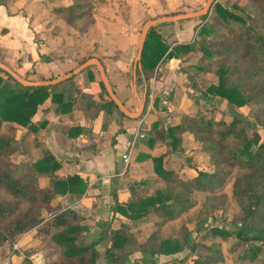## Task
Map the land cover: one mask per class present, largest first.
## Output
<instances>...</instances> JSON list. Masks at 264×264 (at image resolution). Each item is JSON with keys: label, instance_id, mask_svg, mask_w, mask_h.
<instances>
[{"label": "trees", "instance_id": "trees-1", "mask_svg": "<svg viewBox=\"0 0 264 264\" xmlns=\"http://www.w3.org/2000/svg\"><path fill=\"white\" fill-rule=\"evenodd\" d=\"M8 1L0 0V3L7 5ZM93 8V0H73L67 6L54 7L53 11L69 30L76 31L94 20ZM235 9L248 12L253 23L246 22ZM201 18L208 19L198 27L196 39L179 42L171 47L162 39L156 26L151 27L143 44L141 70L136 71V83L144 81L148 84V78L163 56L181 57L196 51V64L185 66L187 73L191 72L192 67L209 69L215 66L217 81L209 83L206 91L225 99L228 106L246 108V114L252 120H244L240 116L227 120L198 112L192 117H184L182 122L168 125L166 135L170 137L172 146L181 143L184 133H191L199 141L202 150L208 153L210 167L195 168V172L187 179L190 190L182 186L168 188L179 175L163 168V154L150 155L156 175L166 185L151 193L134 191V196L124 203L116 201L114 210L133 219L153 212L159 220L155 221L154 230L143 241L138 238L136 230H131L126 223L118 228L110 227L108 231L111 240L105 246L108 264H127L129 254L135 250H144L150 254H175L184 248L187 252L196 253L191 264L224 262L216 242L206 245V251L197 250L195 238L185 224L181 225L179 236H161L160 231L165 222L192 209V192L204 193L198 209L201 215L213 217L217 210L224 212L228 197L223 188L237 170L240 172L231 182L230 193L243 215L234 234L246 242L264 241V137L256 128L258 125L264 129V0H247L243 4L236 1L231 5L216 0L210 12ZM91 67L89 65L84 69L89 70ZM96 72L99 73L97 68ZM74 77L75 74L50 85L27 86L0 68V127L2 121L6 120L38 131L46 125L47 120L42 118L40 121H32V116L47 98H50L56 111L72 110L76 104ZM99 83L107 96L100 103L101 109L109 114L115 109L118 115L124 116L109 97L101 79ZM147 89L145 103L148 101ZM86 103L89 104V111L98 108L96 103L86 100L82 105ZM154 103L157 104V98ZM160 124L162 121L158 118L152 123L151 130L147 131L145 141L150 145L159 136L166 137L165 128L159 129ZM249 128H253L252 135L247 131ZM9 129L12 127L9 126ZM70 129V136H74L82 127L74 125ZM154 134H159L158 138H154ZM40 145L42 155L39 158L15 162L11 155L16 150V139L8 133L0 132V245L11 243L22 232L36 227V236H42L44 244L51 245L56 251L55 264H97V241L86 242L81 238L86 229L81 223L83 215L72 208L58 211V205L51 204L56 193H84L87 180L77 173L65 177L55 176L53 172L59 163L48 148L42 143ZM44 174L49 176V181L40 185V176ZM46 212L55 214L42 223ZM231 233L223 229L211 231L212 236H220L223 240ZM153 241H158L157 247H154ZM237 246V242L233 243L230 250H235ZM256 249L261 250V247L258 245ZM32 251H24V264H31L27 255ZM255 257L254 253L248 254L250 261L255 262ZM132 264L187 262L185 257L158 262L144 256L141 262L135 260Z\"/></svg>", "mask_w": 264, "mask_h": 264}, {"label": "crops", "instance_id": "crops-1", "mask_svg": "<svg viewBox=\"0 0 264 264\" xmlns=\"http://www.w3.org/2000/svg\"><path fill=\"white\" fill-rule=\"evenodd\" d=\"M205 1L93 0L94 20L83 25L86 27L81 26L73 31L69 30L68 26L53 11L54 7L67 6L73 0H9L7 5L0 3V57L21 76L37 80L60 76L76 67L84 58L96 56L102 61L118 97L129 109L137 110V106H131L133 100L138 105L133 86L131 90L134 97L131 99L127 95L123 72L132 69L136 50L133 53L131 42L135 36V30L137 27L140 28L147 19L145 15L149 8H152L154 12L150 17H156L172 12L195 10L202 7ZM110 12L112 16L107 18ZM194 18L197 16L161 23L156 25V30L162 34V39L170 47L179 42H189L193 35L190 36V31L185 30L195 25ZM98 27H101L100 32L97 30ZM84 28L85 30L88 28L86 34ZM74 32L81 33L84 39H89L88 42H91V49L94 52H89L84 56V52L88 50L86 48L85 51L79 53L78 47L82 46H79L82 37L72 34ZM100 42L101 45L98 46L97 43ZM187 56H163L159 60L148 78L151 91L150 102L148 100L145 103V110L143 109L139 117H129L125 114L120 116L115 109L109 114L101 109L100 103L107 96L99 83L100 76L96 72L97 67L90 65L92 67L89 70L83 69L73 78L76 86V104L72 110L56 111L50 98H47L32 116V121H40L42 118L47 120L46 125L40 127L38 131L28 129L14 121H2L0 132L8 133L16 139V150L11 155L13 161L36 160L42 155L40 147L42 143L59 163L58 168L53 172L55 176L65 177L77 173L87 180L84 193L80 195L71 192L56 193L51 204L59 203L62 208L69 207L83 215L81 223L86 226V229L82 232L81 238L86 242L97 241L96 247L100 255L97 264L103 260L104 246L110 243L103 239L104 236L102 238L105 230L107 231L110 227L118 228L122 223H126L131 230H136L138 238L143 241L144 226L149 224L151 227L147 233L148 236L155 228V221L159 220L156 214L149 212L151 221L144 224V216L133 219L114 210L116 201L124 203L134 196V191L144 193L145 174L150 175L149 177L157 176L150 155L156 156L165 152L163 168L179 175L178 179L168 188L181 179L180 174H185L182 178H187L195 172V168L204 169L192 162L186 166H179L180 170H176L175 164L179 163V160L175 155L166 153L165 138L162 135L160 137L158 134L159 139H155L151 145L145 141L147 131L151 130L152 123L156 119H161L162 124L159 125L161 126L159 129L164 127L165 136H167L168 125L178 123L184 117L194 115L196 112L194 100L197 98H192V95L190 97L193 85L187 68L184 66L189 64V61H186ZM57 58L74 60L72 65L68 63L51 67L49 63ZM108 71L117 73L113 80L110 79ZM90 72L93 75L92 78ZM145 84L144 81L136 83L140 97L144 93ZM156 98L157 104L154 103ZM84 100L96 103L98 108L89 111V104L82 105ZM167 110L170 111L167 112ZM74 125L81 126L82 130L70 136L72 132L70 127ZM9 126L12 127L11 130ZM156 134L153 135L154 138H158ZM189 136H192L194 140L192 144L186 139ZM183 140L196 149L194 158L197 161L208 155L191 133H184ZM185 145L183 143V146ZM123 153L128 154L127 159L122 157ZM169 155L171 159L167 161ZM205 169L208 168L205 167ZM48 181V175L40 176V185H45ZM183 182L187 183L186 180ZM191 202L193 209L194 202ZM50 213L55 214L48 212L44 215L42 223L52 216L49 215ZM140 233L142 236L139 237ZM37 240L41 242L37 244ZM14 243H17L18 249L12 252ZM39 245L40 247L36 248ZM51 247V245L44 244L42 236H36V227H34L19 234L11 243L6 242L0 245V264H24L23 257L26 256L24 251L31 249L33 251L27 255L31 264H51L49 262L51 257L54 259V255H57L54 249L51 253L48 251L47 248ZM178 254L179 252L175 254L155 252L147 255L144 250H135L129 254L127 262L128 264H132L135 260L141 262L144 256L152 257L158 262L170 261L175 256L180 257Z\"/></svg>", "mask_w": 264, "mask_h": 264}, {"label": "rangeland", "instance_id": "rangeland-1", "mask_svg": "<svg viewBox=\"0 0 264 264\" xmlns=\"http://www.w3.org/2000/svg\"><path fill=\"white\" fill-rule=\"evenodd\" d=\"M219 1L222 3H226L227 5H231L232 2H236V1L239 2L240 4H243L247 0H219ZM101 9L102 8L100 7V11H101ZM235 10L238 13H240V15L245 19L246 22H252L253 23L252 19L250 18V14L248 12L241 11L239 9H235ZM152 13L154 14V12H152V8H149L148 12L145 15V18H147V19L151 18L150 16ZM111 16H112V13L110 12V13H108L107 18H110ZM147 19H145L144 22ZM207 19L208 18H206L204 20V18H201V16L194 18L195 25H192L191 27H189L185 30V31H188V30L190 31V36L193 35L190 41H192L194 38L196 39V37H197L196 33H197L198 27ZM143 23H142V25H143ZM83 27H86V26H83ZM100 29H101V27H98V29H97L98 32L101 31ZM140 29L141 28L137 27V30H135V36L132 38L131 44H132L133 53L137 49V43H138V39H139L138 35L140 34ZM83 30H84V33L86 34V32L88 31V28L86 30L84 28ZM80 31L83 32L82 30H80ZM94 31H95V29H94ZM72 34L77 35V37L83 36L81 33H77V32H74ZM88 41H89V39H84L82 37V42H81V44H79V46H81V45L82 46H81V48L78 47V50H80L79 53L82 51H85L86 48H88V50L84 52L85 53L84 56L87 55V53H89V52H94V50L91 49V46H92L91 42H88ZM97 44H98V46H100L101 42L97 43ZM103 44L104 43L102 42V45ZM195 52L191 53V54H187L188 56L186 58L187 59L186 61H189V64L184 65V66L196 64L195 62H196V57L198 54ZM0 60L2 61L3 59L0 57ZM73 60L69 61L67 59L63 60V59L57 58L54 62H50L49 65L51 67L58 66L59 64L67 65L68 63L70 65H72ZM215 68H216L215 66H213L212 68H209V69H208V67H203L202 69H197V67H192L191 72H189V74L191 75L189 77L190 81L195 82V85H193V88H192L193 91L190 92V97L192 95V98H197L194 100L195 101L194 104L196 105L195 114L198 112H201L205 116H212V117H218V118L222 117V118H225L227 120H230L234 116H240L244 120L245 119L246 120H252L251 117L246 114V111H247L246 108L228 106L225 102V99H222V98L218 97L217 95L211 94V93L206 91L207 85L209 83L217 81V76L214 72ZM111 72L108 71L110 79L113 80V78L116 76L117 73L114 74ZM123 72L125 73V81H126L125 86L127 89L126 90L127 95L129 96V98L132 99V97H134L133 91L131 90V87H132V69L130 68V69L124 70ZM4 78H6V77L4 76ZM138 86L141 87L140 85H138ZM147 88H148L147 91L149 93L148 94V100L150 102V92L151 91H150V87L148 86V84H147ZM140 95H141V93H140ZM131 106L132 107L137 106L135 100H133V104ZM169 111L170 110H167V112H169ZM194 115H191L189 117H192ZM185 120L189 121L188 118H186ZM182 121H183V119H182ZM144 126H145V124H144ZM256 128L260 131L261 136L264 137V129L258 125ZM247 131H248L249 135L253 134V128H249ZM144 133H145V128H144ZM186 139L189 140L191 144H192V141H194L192 139V136H189ZM183 143H185L186 145L183 146ZM175 145L176 146H174V147L172 146L170 137L167 135L165 137L164 147H165L167 154L169 152L171 155L172 154L175 155L177 157V159L179 160V163L175 164L176 170H180L179 166H183V165L186 166V164H189L192 162L194 164H198L201 168H204V169H205V167L206 168L210 167L209 156L206 155L204 158H201V160L197 161V159L194 158V153L196 152L195 151L196 149L194 147H191V145H188L187 141L184 142V140H183V141H181V143L179 145H178V143ZM198 146H199V144H198ZM186 148H187V152H186ZM161 154H163V158H164L165 152H163ZM17 155H16V158H17ZM171 155L168 156V158L166 159L167 161L171 159ZM238 172H240V170H237V172H234L231 179H229L227 181V183L224 185L223 191L227 194V197H228L227 202H226V209L224 212L221 213L219 210H217L214 213L213 217L201 215L198 212V209H199L201 199L204 196V193L192 192L190 194V201L194 202V208L187 211V212L182 213L178 218H176L174 220H170V221L165 222L161 228L160 235L161 236H167V235L179 236L181 233V230H182L181 225L185 224L186 227L191 231V234L193 235V237L195 238L196 244L198 245L197 250L206 251V245H208L212 242H216L219 244V249L224 256V262H219V263H215V264H256L257 262L263 263L264 262V241H263V243H261V241L246 242V241L239 239L234 234V231L241 224V217L243 215L242 212L237 208V206L235 204V200L230 193L231 182ZM145 175H144V191H145V193H151L154 189L164 187V181L162 178L160 179V177H158V176H155V177L153 176L154 177L153 178V177H149L150 175H146V176ZM182 176L185 177V174H183V173L180 174L181 179L178 182L174 183L175 185L173 184L172 187H176V186L184 187V186H186L187 188L190 189V186L186 182H183L184 180L187 181L188 177L182 178ZM55 205H58V207H59L57 210L69 208V207L62 208V205H59V203H57ZM47 213L48 212H46L44 215H47ZM147 221H151V216L149 215V213L146 216H144V224H146ZM116 223H118V222H116ZM150 229H151V227L149 224L144 226V238L147 236V233L150 231ZM212 229H223L226 231H231L232 233L228 235V238L226 240H223L220 236H212V234H211ZM103 236H104V238H103ZM140 236H142V233L139 234V237ZM102 238L110 241L111 240L110 232L108 230L107 231L105 230L104 233L102 234ZM40 242H39V240H37L36 243L38 244ZM235 242L238 243V246L236 247L235 250L231 251L230 245H233V243H235ZM37 244H35V245H37ZM153 245H154V247H157L158 241H153ZM258 245L261 247V250L256 249V247ZM47 249L50 253L53 251L52 247L47 248ZM250 253H254V255H256L255 262L250 261V259L248 258V254H250ZM102 255H103L102 256L103 260L100 261L99 264H108L109 260H107V257L105 255V246L103 248ZM147 255H148V253H147ZM178 255H180V257H185L187 264H191L192 259L195 257L196 253L187 252V249L184 248L182 251L179 252ZM56 257H57V255H54V259H52V257H51V260L49 262L51 264H55ZM175 257H177V256H175ZM110 264H112V262ZM127 264H128V262H127Z\"/></svg>", "mask_w": 264, "mask_h": 264}, {"label": "water", "instance_id": "water-1", "mask_svg": "<svg viewBox=\"0 0 264 264\" xmlns=\"http://www.w3.org/2000/svg\"><path fill=\"white\" fill-rule=\"evenodd\" d=\"M215 1L216 0H206L203 6L198 9L191 10V11L174 12L171 14H164V15H160L156 17H151L143 23L141 27L140 35H139L136 54H135V57L133 59V64H132V86H133L134 94L137 98V103H138L137 110L129 109L124 104V102L118 97V95L113 89L111 81L108 78V75L106 73V70H105V67L102 61L96 56L87 57L84 61L79 63L76 67L65 72L64 74L60 76L52 77V78L37 79V80H32V79H28V78L21 76L14 69H12L8 64H6L5 62L1 60H0V68L6 71L9 75H11L16 81H18L22 85L39 86V85L54 84L74 74L79 73L85 67L89 65H95L98 69L100 79L104 84L106 92L108 93L109 97L113 100V102L117 105L119 110L129 117H139L145 107L146 84L144 87V93L140 97L136 89V71L141 70V54H142L143 44H144L148 30L151 27L156 26L161 23L172 22V21H176L180 19H185V18H190V17H195V16L199 17L202 15H205L210 12V9Z\"/></svg>", "mask_w": 264, "mask_h": 264}, {"label": "built area", "instance_id": "built-area-1", "mask_svg": "<svg viewBox=\"0 0 264 264\" xmlns=\"http://www.w3.org/2000/svg\"><path fill=\"white\" fill-rule=\"evenodd\" d=\"M141 136L143 135V134H140ZM133 143V142H132ZM131 143V144H132ZM122 157L124 158V159H127V157H128V154L127 153H123L122 154ZM49 215H52V213H50ZM15 249H18V245H17V243H14L13 245H12V252H13V250H15Z\"/></svg>", "mask_w": 264, "mask_h": 264}]
</instances>
